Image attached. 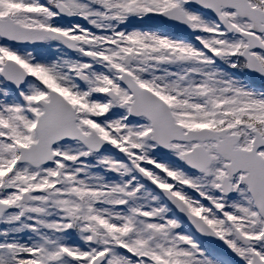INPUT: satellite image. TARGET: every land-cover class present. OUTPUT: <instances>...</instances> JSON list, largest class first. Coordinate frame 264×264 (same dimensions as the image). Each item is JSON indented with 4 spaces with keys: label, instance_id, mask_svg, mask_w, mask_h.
Segmentation results:
<instances>
[{
    "label": "snow or ice",
    "instance_id": "1",
    "mask_svg": "<svg viewBox=\"0 0 264 264\" xmlns=\"http://www.w3.org/2000/svg\"><path fill=\"white\" fill-rule=\"evenodd\" d=\"M0 264H264V0H0Z\"/></svg>",
    "mask_w": 264,
    "mask_h": 264
}]
</instances>
